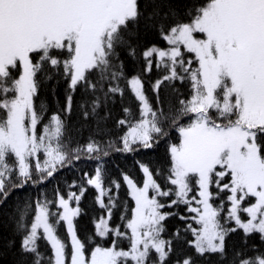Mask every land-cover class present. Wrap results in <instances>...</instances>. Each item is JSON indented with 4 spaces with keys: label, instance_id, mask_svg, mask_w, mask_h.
<instances>
[{
    "label": "snow or ice",
    "instance_id": "1",
    "mask_svg": "<svg viewBox=\"0 0 264 264\" xmlns=\"http://www.w3.org/2000/svg\"><path fill=\"white\" fill-rule=\"evenodd\" d=\"M0 264H264V0H0Z\"/></svg>",
    "mask_w": 264,
    "mask_h": 264
},
{
    "label": "trees",
    "instance_id": "2",
    "mask_svg": "<svg viewBox=\"0 0 264 264\" xmlns=\"http://www.w3.org/2000/svg\"><path fill=\"white\" fill-rule=\"evenodd\" d=\"M44 99L49 103L50 106L55 107V104L52 102L51 96L47 93L44 94ZM145 160H162L164 158V148L163 145L155 152L147 153L144 157ZM120 164V167L125 170H130L131 173L139 175V170L134 166V161L131 158H121L116 161Z\"/></svg>",
    "mask_w": 264,
    "mask_h": 264
}]
</instances>
